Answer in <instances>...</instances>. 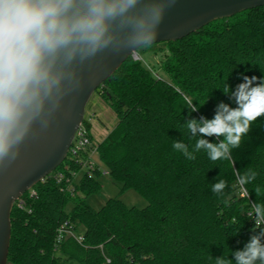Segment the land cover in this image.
Returning a JSON list of instances; mask_svg holds the SVG:
<instances>
[{
  "label": "trees",
  "instance_id": "obj_1",
  "mask_svg": "<svg viewBox=\"0 0 264 264\" xmlns=\"http://www.w3.org/2000/svg\"><path fill=\"white\" fill-rule=\"evenodd\" d=\"M163 44L168 52L158 66L167 81L129 57L96 90L117 117L98 144L100 162L122 184L121 192L135 190L148 206L140 210L114 198L95 210L87 198L101 189L100 171L84 175L73 196L48 175L32 188L35 196L29 191L21 196L24 208L14 204L8 264H215L224 255L235 264L230 252L242 249L252 235L251 204L264 203V116L232 150L234 165L212 162L203 151L188 160L172 144L182 141L192 151L195 139L187 120L211 119L220 102L236 106L222 92L226 80L234 91L243 82L241 74L264 76V7ZM185 95L198 106L207 103L189 116ZM83 123L91 129L86 119ZM66 163L80 169L65 160L53 173L65 172ZM249 166L257 179L246 190L233 189L234 172ZM219 178L229 184L223 197L211 191Z\"/></svg>",
  "mask_w": 264,
  "mask_h": 264
},
{
  "label": "clouds",
  "instance_id": "obj_2",
  "mask_svg": "<svg viewBox=\"0 0 264 264\" xmlns=\"http://www.w3.org/2000/svg\"><path fill=\"white\" fill-rule=\"evenodd\" d=\"M176 0H0V166L14 162L29 137L49 128L64 107L66 97L82 85V69L98 56L126 54L139 59L156 43L160 26ZM235 90L224 82L222 92L236 106L220 102L211 119L187 120L194 148L182 141L172 147L188 160L203 151L212 162L235 159L259 117L264 116V76L241 74ZM191 113L201 106L184 96ZM206 137H215L210 142ZM232 188L245 189L258 172L248 167L234 172ZM228 182L219 178L211 185L224 196ZM260 195L259 186L254 188ZM249 196V193L247 194ZM228 205L227 199L223 200ZM252 235L243 248L230 252L235 264H264V203L251 204ZM236 231L233 235H238ZM228 256V255H227ZM227 256L215 264H233Z\"/></svg>",
  "mask_w": 264,
  "mask_h": 264
},
{
  "label": "water",
  "instance_id": "obj_3",
  "mask_svg": "<svg viewBox=\"0 0 264 264\" xmlns=\"http://www.w3.org/2000/svg\"><path fill=\"white\" fill-rule=\"evenodd\" d=\"M257 7H264V0H176L164 16L155 44L176 42L214 21ZM128 58L123 53L102 55L86 65L80 90L66 97L49 128L29 137L14 162L0 166V264H8L14 203L64 162L90 98Z\"/></svg>",
  "mask_w": 264,
  "mask_h": 264
},
{
  "label": "rangeland",
  "instance_id": "obj_4",
  "mask_svg": "<svg viewBox=\"0 0 264 264\" xmlns=\"http://www.w3.org/2000/svg\"><path fill=\"white\" fill-rule=\"evenodd\" d=\"M166 45L163 43L155 44L152 48L143 50L140 54L141 63L148 69L152 70L154 74L163 80H168V76L163 70L159 69L158 63L167 54ZM93 118L92 134L97 137L96 140L100 143L98 132L100 127H105L108 131L111 130L117 123V117L112 109L108 106L106 101L95 92L90 98L85 112V118ZM105 132V136L107 135ZM104 136V137H105ZM105 167L102 166V174L99 177L101 189L97 194H93L87 198V203L95 210L101 209L109 199L117 198L121 200L126 206L137 209H144L148 206L147 200L133 189L121 192L122 184L114 182L111 176L107 173ZM83 230L81 227L80 231Z\"/></svg>",
  "mask_w": 264,
  "mask_h": 264
},
{
  "label": "built area",
  "instance_id": "obj_5",
  "mask_svg": "<svg viewBox=\"0 0 264 264\" xmlns=\"http://www.w3.org/2000/svg\"><path fill=\"white\" fill-rule=\"evenodd\" d=\"M134 60H140V57L139 59H134ZM85 119L88 123L91 124V118L88 119L84 118V120ZM98 144L99 142L94 138L91 129H88L87 126L82 122L73 137V140L71 142V145L69 147L68 153L65 158V160H67L68 163L70 162L74 163L80 169L73 170L66 163L63 170L65 172L58 171L49 174L53 177V179L56 181L57 184H59L60 186L62 185L61 187L62 190L67 191L73 196L75 194L76 185H78L80 179L84 175L87 174L89 176H92L96 171H100L102 174V163L100 162V158L98 154ZM66 172L68 176H66ZM103 173L108 174L107 171ZM45 179H43L42 182ZM28 191L30 192L31 197L35 196V191L32 188L29 189ZM16 202L18 207L24 208V203L21 200V197ZM63 231H64L63 229L59 231V236L57 239L58 242L62 238ZM69 233L72 236H74V238L79 243L83 241L82 235L76 234L75 232H69Z\"/></svg>",
  "mask_w": 264,
  "mask_h": 264
},
{
  "label": "crops",
  "instance_id": "obj_6",
  "mask_svg": "<svg viewBox=\"0 0 264 264\" xmlns=\"http://www.w3.org/2000/svg\"><path fill=\"white\" fill-rule=\"evenodd\" d=\"M94 116H95L94 113H92V117H91V126H92V127H91V132H92V129H93V118H94ZM115 125H116V124H115ZM115 125H114V126H115ZM112 129H113V128H112ZM112 129H111V130H112ZM111 130L108 131L107 129H105V127H100L99 132H98V135H99L100 140L102 141V140L108 135V133H109ZM106 131H107L108 133H107V135L105 136V132H106ZM94 135H95V134H94ZM94 135H93V136H94ZM104 136H105V137H104ZM94 138L96 139L97 137L94 136Z\"/></svg>",
  "mask_w": 264,
  "mask_h": 264
}]
</instances>
